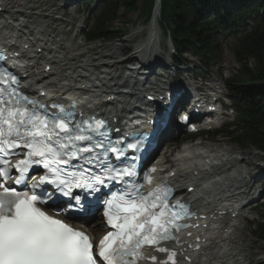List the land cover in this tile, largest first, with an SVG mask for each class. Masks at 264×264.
<instances>
[{
    "label": "snow or ice",
    "instance_id": "6c2138e0",
    "mask_svg": "<svg viewBox=\"0 0 264 264\" xmlns=\"http://www.w3.org/2000/svg\"><path fill=\"white\" fill-rule=\"evenodd\" d=\"M0 77V84L5 85L0 87V264H138L145 259L157 264V256L144 255L145 246L166 253L159 264H180L178 253L161 242L179 244L173 230L193 227L185 220L197 213L189 203L170 201L175 189L168 180L144 194L134 179L138 162L159 130L138 132L130 140L126 133L113 141L107 120L83 114L77 118L75 101L67 107L60 102L46 104L26 96L11 72H0ZM169 119L167 110H162L161 125ZM179 119L187 121L188 117ZM17 150H25L24 158L12 164L9 157L19 154ZM34 168H43L44 174L30 179ZM155 171L148 169L144 179L151 183ZM112 182L122 186L103 201V215L113 231L98 243L41 207L57 215L90 214L96 194ZM13 185L27 190L19 191ZM45 186L50 191L43 195L34 191ZM194 241L199 251V235ZM184 260L191 264V257L184 256Z\"/></svg>",
    "mask_w": 264,
    "mask_h": 264
},
{
    "label": "trees",
    "instance_id": "16d2710c",
    "mask_svg": "<svg viewBox=\"0 0 264 264\" xmlns=\"http://www.w3.org/2000/svg\"><path fill=\"white\" fill-rule=\"evenodd\" d=\"M139 0H103L100 17L95 21L90 38L106 36L105 23L122 7L130 12ZM142 1V13H148L152 0ZM264 0H162L161 26L170 33L178 55L186 50L199 54L207 62L218 50V30L236 33L254 21L238 40L235 57L241 62L229 86L240 94L236 101V135L246 145L264 150ZM263 14V15H262ZM253 66L249 67L247 60ZM264 240V226L259 229Z\"/></svg>",
    "mask_w": 264,
    "mask_h": 264
},
{
    "label": "bare ground",
    "instance_id": "6f19581e",
    "mask_svg": "<svg viewBox=\"0 0 264 264\" xmlns=\"http://www.w3.org/2000/svg\"><path fill=\"white\" fill-rule=\"evenodd\" d=\"M59 1V0H56ZM156 3L153 5L152 9V14L151 18L149 20V25H148V30L149 33L146 35L144 41L136 47V49L132 52H130L127 48L128 45L126 42H121L118 47L112 44H99V45H94L90 47L83 48V51L81 53H76L71 56H63L60 54H57L56 57L54 58L52 63L54 64V72L47 73L48 75L47 78L50 80L48 83L50 87L55 88L58 92L65 89L66 84L71 85L69 79L72 77H80L83 78L87 75L88 72H83L88 71L89 69H98V68H104L105 70H108V73L103 75V72H100V75L105 76L107 80L102 81V79H98L97 81L93 82V90H91V93L89 94L90 96H101V98H106L108 96V93H114V92H107L105 93V88L107 87H113V88H120V84L123 83V81L127 80V72L125 74H122L119 72L116 68L117 65H121L125 63L124 59L121 58L119 61L115 60L114 57H118L119 55L125 54L126 56L124 58H130L134 57L135 55H139L140 59L142 61L147 62L148 66H152L155 64L157 61V44H159V41L157 39L156 31L153 33L154 30H156L157 27V22L159 19V11H160V4L158 3L157 0H155ZM12 2V1H11ZM63 5V4H62ZM65 5V3H64ZM63 5V6H64ZM1 6V5H0ZM14 6H12L13 8ZM62 7V6H61ZM38 9L39 12L36 11H31L27 12L28 10L24 8L21 10L24 12V15H20L22 18L19 19L18 24H14L13 27H16L21 24V23H40L41 20L46 21L44 25L40 26L38 28V31L34 34L39 35L44 32H46V29L49 24H59L57 20L62 19H57L53 18L50 16V13L47 12V10H52L53 11H58L60 7H52L51 8V3H46L43 8H40V5H37L35 7H31L30 10ZM41 11H43L41 13ZM66 14V13H64ZM63 14V15H64ZM1 25V21H0ZM27 29V27H24L23 30ZM62 32V31H61ZM6 34H10V39L9 41L12 43H17L18 40L16 37H13L15 34V30L11 29L5 32ZM22 34V33H21ZM17 35L19 38H22L24 34L22 35ZM135 34L130 35L129 37H135ZM50 38V33L46 35V41H48ZM51 39L55 40L54 42L47 43L48 46H55L54 48L58 47L59 41L56 40V35H52ZM127 40V39H126ZM46 43V42H45ZM46 46V45H45ZM81 46V45H78ZM80 51V50H79ZM82 54L83 57H86L84 60H80L79 65L74 66V64L78 61L75 60V57H79V55ZM55 55V54H54ZM53 56L51 55V58ZM75 63H74V62ZM37 69H39L41 72H36L35 75H41V74H46L43 72V67L42 66H35ZM76 70V72H72L73 70ZM146 69V68H145ZM74 73H77L76 75ZM129 73V72H128ZM88 76H95L94 75H88ZM131 77L128 76V80L130 81ZM138 81H135V86H139L140 84H137ZM83 84V83H79ZM103 93H105L103 95ZM102 94V95H101ZM126 95H119V97L122 99V101L111 108H116L120 109L122 107H126L130 104V101L126 99ZM132 96V95H128ZM100 100V99H98ZM91 99L88 101L89 103L94 104L95 106L100 107L98 105L99 101ZM88 103V104H89ZM198 143H194V146H196ZM207 146L205 145L202 148H197L195 147V150L200 151V152H207L206 150ZM228 152L233 153L232 149H228L226 152H219L215 153L214 156H218L223 158L224 162L222 159H217V162L222 163V167L225 166L229 162H235L238 163V161L230 156ZM253 155V154H252ZM257 156H247L241 157L244 160V162L252 163V161L255 160ZM219 160V161H218ZM219 168V167H218ZM217 169V168H216ZM216 169L213 171L215 172ZM196 169L194 168V171ZM245 173L244 168H236L234 170V173L231 172L230 174L222 170H218V174L221 175L222 177H228L231 178V182H239L240 178L243 177V174ZM192 180H195L196 177L194 174H192ZM205 176V178L210 179L209 175H202ZM190 176H185V177H179L178 182L185 181L187 178ZM207 179V180H208ZM196 183V181H193ZM186 184H184V189L187 188ZM205 222V221H203ZM215 225V223H212V225ZM91 232L93 233L94 230H98L101 228L100 224H94L92 225ZM216 227H222L221 231L216 232L214 229L208 231V233L204 234V238H210L208 247L204 249L200 254L197 253H191L189 256L192 259L193 264H254L255 262L261 261V257H256L258 255H261V253L258 254L257 251H254V248L257 246L254 244V241L251 240L249 237L246 235V228L241 224V222L234 224L231 220L228 222H225L224 224L220 225L219 223L216 225ZM258 248V247H257ZM260 249L264 250V247H260ZM256 257V260L254 259Z\"/></svg>",
    "mask_w": 264,
    "mask_h": 264
},
{
    "label": "rangeland",
    "instance_id": "374dc122",
    "mask_svg": "<svg viewBox=\"0 0 264 264\" xmlns=\"http://www.w3.org/2000/svg\"><path fill=\"white\" fill-rule=\"evenodd\" d=\"M19 2V3H25L26 1H35V3H30V5L34 6V5H40V7H43L46 3H51V8L53 7H60V5L64 2L63 0H7V2ZM84 2L83 0H69V2L64 6V7H60L58 13L59 14H64V18L66 20L72 21V22H77L78 26L76 27V29H80L83 28L84 31H86L88 28L92 27V25L94 24L95 19L98 17L100 10L102 9V1L101 0H90L86 5L87 6H82V10H80L79 12H75L74 14H70L69 10H72L73 8H79L80 3ZM75 3V4H74ZM142 1L139 0L137 2V9L134 10L133 12H130L122 7H119L116 12L114 13L113 17L107 21L106 23V27L110 30H112L111 35L109 36V38H100L97 41H93L91 42L89 45L86 46H94V45H99V44H112L115 45L116 47H118V45L121 42H126V44L128 45L127 48L129 51L136 48L137 46H139V44H141L146 35L147 34V24L149 25L148 22L144 21V17L141 16V8H142ZM35 11H37L35 9ZM63 26V31H60V36L59 39L62 38L63 41V45L64 46H68L69 50L67 52V55H70L71 53H73L74 51H72V49H75V45L80 43H83L82 40L77 37V38H73L72 37V28H70L67 24H62ZM83 31V32H84ZM135 37H129L132 34H135ZM157 38L161 41L164 42L165 40H167L165 38V36L163 37V35H160V33L158 32ZM127 39V40H126ZM234 41V38L232 35H221L220 36V43L222 44V47L224 49V54L222 56L221 59V64L224 63V65H227L226 69L227 70H232L236 67V62L232 57V54L229 52V48L232 46V43ZM72 48V49H71ZM82 51V50H80ZM125 55V54H123ZM126 56V55H125ZM120 55L118 57H114L115 60L119 59ZM119 61V60H118ZM186 61H188V58L186 59ZM121 66L118 65V68H120ZM158 69V68H156ZM168 70L170 71L171 69L168 68ZM217 70V66H213L210 69V72L207 73V76L210 78H216L220 83L222 81L223 78L217 77L215 75V71ZM165 72V71H164ZM190 72V71H189ZM222 84V83H221ZM222 89V87H221ZM228 100H224L225 103H227ZM228 112V111H227ZM230 112V111H229ZM228 112V113H229ZM231 115H229L227 117L228 121H233V112H230ZM208 143V142H205ZM228 145L230 148L233 149V151L235 152V154H239L240 156H252V154L255 153V150L251 147V146H244L243 143H236V142H231L228 141ZM238 155V156H239ZM262 160L264 159L263 157H259L255 159V161L258 160ZM243 161V167L244 169H246L245 167H247V163L248 162H244ZM248 169V168H247ZM251 170H253L251 168ZM258 217V221L256 224H258V222L261 221V217L264 216V209L263 208H257L256 212L252 214V216H256ZM248 225L246 228V235L247 237H249L251 240L254 241V244L258 247L254 248V251H257L258 254L262 252L261 255H258L256 257H261V260H264V250L260 249V247H264V241L261 240L259 237L255 236V234H252L250 231L251 230H255L257 229V225ZM256 257H254V259L256 260ZM256 263V262H255Z\"/></svg>",
    "mask_w": 264,
    "mask_h": 264
}]
</instances>
